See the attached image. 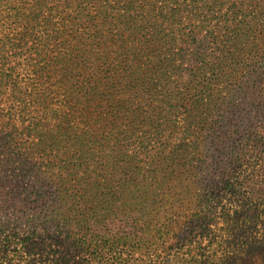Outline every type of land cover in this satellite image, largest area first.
Segmentation results:
<instances>
[{
	"label": "trees",
	"instance_id": "1",
	"mask_svg": "<svg viewBox=\"0 0 264 264\" xmlns=\"http://www.w3.org/2000/svg\"><path fill=\"white\" fill-rule=\"evenodd\" d=\"M53 1L25 0L15 8L22 10L26 26L14 40L7 36L5 43L8 39L14 50L11 62L15 64L9 69L19 71L0 75L10 77L9 83L21 97L31 95L39 103L56 104L53 117L58 131L49 130L47 117L37 121L31 116L21 129L15 119L11 132L30 141L38 137L42 154L49 148L53 153L63 150L70 167L60 180L62 186L75 187L97 169L113 174L108 183H115L119 197L137 202L135 209H124L136 215L122 227V244L134 251L153 238L157 245L152 253L129 264L192 262L196 254L190 235L195 227L203 236L202 241L196 240L199 249L212 235L235 237L231 230L236 228L238 211L264 205V0H146L140 8L138 0L131 4L130 0H97L106 2L98 8H85L86 1L91 6L93 0H58L57 8ZM50 24L61 29L48 28ZM37 26L50 37H59L69 28L71 40L57 42L55 54L49 50L41 56ZM7 58L1 54L0 63ZM233 90L237 94L230 101ZM239 90L255 92L262 104L252 118L263 122L256 128L248 124L249 135L232 145L227 155L233 162L248 157V173L240 179L235 176L234 181L224 180L222 189L228 194H220L216 182L221 178L207 170L220 167L222 159L217 162L216 147H205L204 136L210 137L209 117L220 113L224 104L244 108L246 95H239ZM25 120L21 118V123ZM43 124H47L45 130ZM204 129L208 132L203 134ZM69 133L75 140L65 145L63 141L70 139L64 136ZM92 142L101 153L94 162L89 161ZM86 163L94 166L90 174ZM200 170L207 173L201 180ZM193 186L208 191L212 198L204 201L203 195L186 189ZM222 196H227L225 203ZM63 212L57 207L46 215L52 221L74 218ZM263 225L261 220L252 224L255 234ZM179 232L187 247L180 246L165 257L157 252L163 239ZM228 235L227 248L232 245ZM112 243L110 238L104 240V244ZM247 247L261 254L264 241L253 236ZM223 257L222 264H232L230 256ZM16 261L22 264L23 260Z\"/></svg>",
	"mask_w": 264,
	"mask_h": 264
},
{
	"label": "rangeland",
	"instance_id": "2",
	"mask_svg": "<svg viewBox=\"0 0 264 264\" xmlns=\"http://www.w3.org/2000/svg\"><path fill=\"white\" fill-rule=\"evenodd\" d=\"M24 1L10 0L8 3L5 0L3 4L0 3V55L8 56L5 64L0 63V72H12V75H17L19 68L9 69L10 65L15 64L11 62L13 59L11 53L14 50L10 48L8 39L7 44L5 41L7 36L14 40L13 38L19 36L21 29L26 26L22 10H15V8L24 5ZM132 1L135 0H130V4ZM145 1L138 0V8ZM57 3L58 0H55L51 4L57 8ZM105 4L104 1L97 3V0H93L92 5L89 6L90 1H86L85 8H95L94 5H97L96 8H98ZM50 26L48 28L61 29L55 28V24H50ZM66 29L67 32L59 33V37L48 36L42 26H37L34 29L35 34L41 37V51H43L41 56H45L44 52L49 50L51 54H55L59 48L56 46L57 42L62 43L64 39L71 40L69 37L71 31L69 28ZM33 42L34 40L30 41V43ZM36 43H39V40ZM9 80L10 77L0 75V263L20 264L16 260L21 258L22 264H122L124 260H127L126 264H129L133 259L138 260V258L145 257L146 252L152 253L153 248L157 247L156 243H152L153 238L145 241L147 245L134 251L122 244V227L125 223H129V218L136 215L124 209H135L137 202L133 198L125 200L119 197L120 194L118 188L114 186L115 183H108V179L112 178V173H105L103 170L97 169L95 173L90 174V170L94 166L86 163L84 168L87 169L86 173L91 175L90 179L76 183L75 187L66 186L63 183L65 186H62L60 180L65 176L66 168L70 167V161L64 162L66 155L62 154L63 150L53 153L49 148L42 154L37 149L41 146L38 137H33V141H30L24 135L11 132L10 126L15 119L18 125L16 127L21 129L30 121L29 117L31 116L37 121H42L44 116L47 117L48 128L53 133L58 131V127L57 119L53 117L56 104L53 102L39 103L33 100L34 96L31 95L26 98L21 97L19 89H13ZM236 91L233 90L229 95L230 101L236 96ZM238 93L246 95L244 108H242L243 104L237 108L228 102L224 104L220 113L217 112L213 116L208 109L207 112L211 117H209L207 125L212 127L209 132L206 129L203 130V134L208 132L210 136H204L207 138L205 147H216L219 150L218 153H215V156L218 157L217 162H220V158L222 159L220 167L207 170L214 177L221 178L216 182L221 189L226 185L224 180L234 181L235 176H239L240 179L247 175L248 157L233 162L232 156L227 154L230 153L233 144L240 138L249 135L246 132L249 131L248 124L256 125V128L263 122L261 119L254 122L252 118L253 111L262 104L256 98L255 92L239 90ZM13 106L16 107L14 110ZM194 112L196 113L197 110L195 109ZM21 118L26 120L21 123ZM192 126L198 125L192 124ZM46 127L47 124H43L42 130H45ZM71 132L73 133V131ZM64 137L70 139L63 141L65 145L68 144V141L70 143L71 140H75L74 134L69 133ZM188 138L190 137L188 136L185 140ZM29 144H31L30 147H28ZM97 148V144L90 143V151L93 153L92 159L89 161L94 162L100 159L101 153ZM256 153L258 154V152ZM239 162L240 167L238 166ZM205 174H207L206 170H200V180ZM186 189L190 193H200L203 195L201 199L204 201L212 198L208 191L204 190V193L197 186ZM221 189L220 194H228V191L222 189L221 192ZM226 201L227 196H222L221 202L225 203ZM246 201L251 202L250 199ZM261 202L264 204V199ZM158 206L159 203L154 207ZM57 207L61 212L64 211L62 214L71 213L74 218L72 220L68 218L67 221L50 220L51 217L48 215H51V210H55ZM235 217L238 220L234 221L233 227L236 228L231 230L232 234L236 232L235 237L234 235L229 236L227 233L226 235L222 233L217 238L216 235H212L210 240L207 238L202 242V249L197 248L196 240L201 238L202 241L203 236L197 233L200 230L195 227L190 236L194 239L191 244L194 246L196 259L190 263L181 264H222L224 255L231 257L232 264H264V252L258 254L257 251L254 252L253 248H250L252 253L249 255L250 251L247 247L248 243L252 242L253 236L257 235L258 240L264 241V225L257 234L252 227V224L257 220L264 223V205L250 212L238 211ZM221 225L226 227L225 224L220 223L219 226ZM81 235L86 238H81ZM227 235L232 242L231 247L228 248L224 242ZM78 238L81 240L80 243H76ZM107 238L113 242L112 245L104 244V240ZM208 240L209 242H207ZM184 241L180 232L172 238L168 235L162 240L157 252H161L165 257L180 246L187 247ZM161 246L165 251H161ZM210 259L213 262L209 261ZM137 260L135 263H138Z\"/></svg>",
	"mask_w": 264,
	"mask_h": 264
}]
</instances>
